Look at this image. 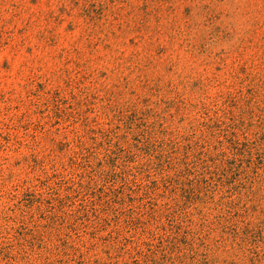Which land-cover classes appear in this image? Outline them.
<instances>
[{
	"label": "rangeland",
	"instance_id": "374dc122",
	"mask_svg": "<svg viewBox=\"0 0 264 264\" xmlns=\"http://www.w3.org/2000/svg\"><path fill=\"white\" fill-rule=\"evenodd\" d=\"M0 264H264V0H0Z\"/></svg>",
	"mask_w": 264,
	"mask_h": 264
}]
</instances>
